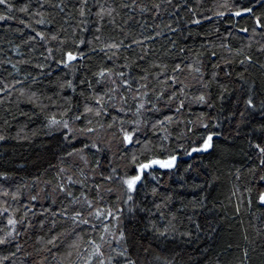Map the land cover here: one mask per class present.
<instances>
[{
  "label": "snow or ice",
  "instance_id": "6c2138e0",
  "mask_svg": "<svg viewBox=\"0 0 264 264\" xmlns=\"http://www.w3.org/2000/svg\"><path fill=\"white\" fill-rule=\"evenodd\" d=\"M0 264H264V0H0Z\"/></svg>",
  "mask_w": 264,
  "mask_h": 264
},
{
  "label": "trees",
  "instance_id": "16d2710c",
  "mask_svg": "<svg viewBox=\"0 0 264 264\" xmlns=\"http://www.w3.org/2000/svg\"><path fill=\"white\" fill-rule=\"evenodd\" d=\"M245 221H247V217H245ZM233 236L236 239L239 238V226L238 225H235L233 228Z\"/></svg>",
  "mask_w": 264,
  "mask_h": 264
}]
</instances>
